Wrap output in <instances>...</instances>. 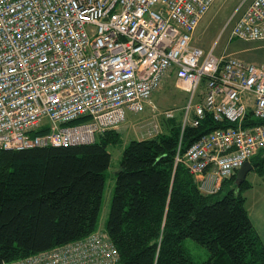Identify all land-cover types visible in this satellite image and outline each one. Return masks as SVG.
<instances>
[{
    "label": "built area",
    "instance_id": "2783aa9c",
    "mask_svg": "<svg viewBox=\"0 0 264 264\" xmlns=\"http://www.w3.org/2000/svg\"><path fill=\"white\" fill-rule=\"evenodd\" d=\"M215 2L0 0V150L94 143L129 112L157 110L152 97L175 70L177 86L191 94L182 134L208 114L232 124L185 152L180 144L176 155L202 193H219L264 149V65L194 44ZM231 38L264 41V0L249 2ZM163 115L173 119L176 111ZM153 127L150 136L160 133ZM119 262L104 230L4 264Z\"/></svg>",
    "mask_w": 264,
    "mask_h": 264
},
{
    "label": "trees",
    "instance_id": "16d2710c",
    "mask_svg": "<svg viewBox=\"0 0 264 264\" xmlns=\"http://www.w3.org/2000/svg\"><path fill=\"white\" fill-rule=\"evenodd\" d=\"M230 125L208 114L182 134L176 116L167 119L168 131L127 145L105 230L119 264H264V242L246 205L250 181L237 185L235 175L219 193L204 194L186 166L176 165L180 144L185 152L202 135ZM121 141L119 131L108 130L91 144L0 150V264L98 230L112 165L108 146ZM254 158L263 176L264 157ZM188 238L208 250L206 260L194 258Z\"/></svg>",
    "mask_w": 264,
    "mask_h": 264
},
{
    "label": "rangeland",
    "instance_id": "374dc122",
    "mask_svg": "<svg viewBox=\"0 0 264 264\" xmlns=\"http://www.w3.org/2000/svg\"><path fill=\"white\" fill-rule=\"evenodd\" d=\"M251 0H216L210 11L204 16L194 34V44L204 48L211 49L215 45L217 55L232 54L246 62L256 65H264V41H244L238 38H231V26L235 20L245 11ZM228 28L223 32L224 27ZM177 79L172 78L169 83L155 92L152 97V103L157 107L153 109L148 105L144 111L139 113L129 112L127 120L121 124L117 130L122 135V141L118 144L108 146L112 154V165L109 170V177L106 182L102 210L100 213L98 230H106L107 220L110 215L111 204L114 197L116 185V172L120 167L123 153L127 145L137 136L152 137L149 130L157 125L161 129L167 126V119L163 113L168 109H175L176 115L183 118L184 108L190 102L191 94L179 89ZM205 85V82H203ZM201 86L200 91L204 89ZM199 91V92H200ZM196 100V99H195ZM184 106L183 108H180ZM180 108V109H179ZM166 130L164 129L163 132ZM264 157V149L254 161ZM256 172L257 175L253 174ZM259 173L256 170L249 172L247 179L249 181L259 180ZM261 176V175H260ZM251 183V182H250ZM185 246L190 250L197 261L206 260L209 256L208 250L195 240L188 238L184 241Z\"/></svg>",
    "mask_w": 264,
    "mask_h": 264
},
{
    "label": "crops",
    "instance_id": "0c3cea01",
    "mask_svg": "<svg viewBox=\"0 0 264 264\" xmlns=\"http://www.w3.org/2000/svg\"><path fill=\"white\" fill-rule=\"evenodd\" d=\"M174 77L176 79V72L175 70H172L170 74L165 78L163 85L166 83H169L171 79ZM183 107L184 106L180 108H183ZM164 129L168 131V126L163 128V130L161 129V131L163 132ZM137 137H138L137 139L149 138V136L148 137L137 136ZM253 174L257 175L256 172H253ZM259 177H260L259 180L250 181L252 186L245 192V195L247 197L246 205H247L252 223L254 224L256 230L258 231L261 239L264 242V175L263 176L259 175Z\"/></svg>",
    "mask_w": 264,
    "mask_h": 264
},
{
    "label": "water",
    "instance_id": "95a60500",
    "mask_svg": "<svg viewBox=\"0 0 264 264\" xmlns=\"http://www.w3.org/2000/svg\"><path fill=\"white\" fill-rule=\"evenodd\" d=\"M254 169V165L251 161H247L237 172L236 174V184L241 185L249 174Z\"/></svg>",
    "mask_w": 264,
    "mask_h": 264
}]
</instances>
